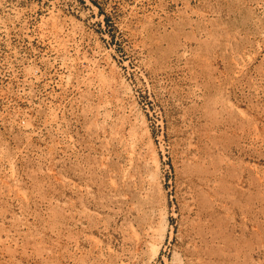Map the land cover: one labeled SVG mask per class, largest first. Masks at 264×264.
<instances>
[{
	"label": "rangeland",
	"instance_id": "1",
	"mask_svg": "<svg viewBox=\"0 0 264 264\" xmlns=\"http://www.w3.org/2000/svg\"><path fill=\"white\" fill-rule=\"evenodd\" d=\"M0 264H264V0H0Z\"/></svg>",
	"mask_w": 264,
	"mask_h": 264
},
{
	"label": "bare ground",
	"instance_id": "2",
	"mask_svg": "<svg viewBox=\"0 0 264 264\" xmlns=\"http://www.w3.org/2000/svg\"><path fill=\"white\" fill-rule=\"evenodd\" d=\"M155 157V156H154ZM157 157V156H156ZM153 162V161H152ZM162 212V211H161ZM165 213V212H164ZM166 215V214H165ZM163 218V217H162ZM161 218V219H162ZM163 221V220H162ZM165 225V224H164ZM161 226V225H160ZM158 229H159V227H158ZM154 230V229H153ZM157 231V230H156ZM164 232H162V233H160V234H163ZM147 234V233H146ZM159 234V235H160ZM164 236V235H163ZM152 237V236H151ZM153 238V237H152ZM158 238V237H157ZM161 239V238H160ZM160 242H161V240H160ZM152 244V243H151ZM153 244H154V242H153ZM155 245V244H154ZM158 250H159V247H156V248H154V255H157L158 254Z\"/></svg>",
	"mask_w": 264,
	"mask_h": 264
}]
</instances>
